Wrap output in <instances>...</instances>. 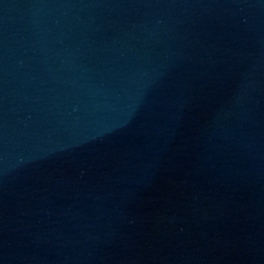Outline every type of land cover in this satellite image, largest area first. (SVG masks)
Returning <instances> with one entry per match:
<instances>
[{
	"label": "water",
	"instance_id": "obj_1",
	"mask_svg": "<svg viewBox=\"0 0 264 264\" xmlns=\"http://www.w3.org/2000/svg\"><path fill=\"white\" fill-rule=\"evenodd\" d=\"M0 264H264V0H0Z\"/></svg>",
	"mask_w": 264,
	"mask_h": 264
}]
</instances>
